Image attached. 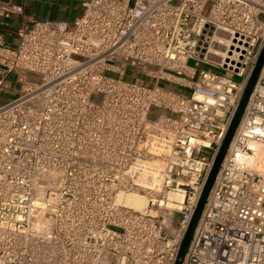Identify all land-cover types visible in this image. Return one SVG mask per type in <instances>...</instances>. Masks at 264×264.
Segmentation results:
<instances>
[{"label":"built area","instance_id":"2783aa9c","mask_svg":"<svg viewBox=\"0 0 264 264\" xmlns=\"http://www.w3.org/2000/svg\"><path fill=\"white\" fill-rule=\"evenodd\" d=\"M17 39L0 34V99L25 81L0 103V264H175L264 0H86L71 29ZM181 264H264V65Z\"/></svg>","mask_w":264,"mask_h":264},{"label":"crops","instance_id":"0c3cea01","mask_svg":"<svg viewBox=\"0 0 264 264\" xmlns=\"http://www.w3.org/2000/svg\"><path fill=\"white\" fill-rule=\"evenodd\" d=\"M86 0H0V34L7 45L18 42L17 31L35 21H64L72 28L83 11ZM3 7H17L20 12H6Z\"/></svg>","mask_w":264,"mask_h":264},{"label":"water","instance_id":"95a60500","mask_svg":"<svg viewBox=\"0 0 264 264\" xmlns=\"http://www.w3.org/2000/svg\"><path fill=\"white\" fill-rule=\"evenodd\" d=\"M263 65H264V45L262 47V50L260 52V55L258 57V60H257V63L255 65V68L249 78V81L247 83V86L245 88V91L242 95V98L239 102V105L236 109V112L233 116V119L231 121V124L229 126V129L227 130L225 136H224V139L221 143V146L217 152V155L215 157V160H214V163H213V166L210 170V173L208 175V178H207V181L204 185V188H203V191L201 193V196L198 200V203L196 205V208L190 218V221H189V224H188V227L186 229V232L184 234V237L182 239V242H181V245L179 247V250H178V254H177V257H176V261H175V264H181L182 262V259L186 253V250L188 248V245H189V242L192 238V235L194 233V230L196 228V225L200 219V216H201V213H202V210H203V207L206 203V200H207V197H208V194L212 188V186L214 185V182H215V179L217 177V174H218V171H219V168L221 166V163L223 161V158L228 150V147L230 145V142L232 140V137L240 123V120L243 116V113H244V110L246 108V105H247V102L249 100V97L254 89V86L256 84V81L259 77V74L261 72V69L263 68Z\"/></svg>","mask_w":264,"mask_h":264},{"label":"rangeland","instance_id":"374dc122","mask_svg":"<svg viewBox=\"0 0 264 264\" xmlns=\"http://www.w3.org/2000/svg\"><path fill=\"white\" fill-rule=\"evenodd\" d=\"M188 66L194 67L197 70H200L202 68H204L205 70H209V68L204 67L200 64L198 65L195 61H192V60L188 62ZM124 79L132 82V77L129 75V72H128L127 76L124 77ZM23 83H25V81H24V79H22L20 77L19 78L17 77L15 79V81L10 80L9 84L8 83L6 84L5 91L2 92V94H1L0 103L3 104L7 101H10V100L16 98L19 95V91H20V88H21ZM160 85H163V83L161 82Z\"/></svg>","mask_w":264,"mask_h":264},{"label":"bare ground","instance_id":"6f19581e","mask_svg":"<svg viewBox=\"0 0 264 264\" xmlns=\"http://www.w3.org/2000/svg\"><path fill=\"white\" fill-rule=\"evenodd\" d=\"M124 202L126 205L139 210V211H143L145 206H146V202L144 200H142L141 198L138 197H134V196H129L127 198L124 199Z\"/></svg>","mask_w":264,"mask_h":264}]
</instances>
